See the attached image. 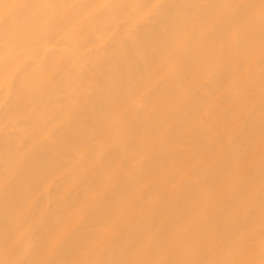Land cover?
Instances as JSON below:
<instances>
[{
	"label": "bare ground",
	"instance_id": "6f19581e",
	"mask_svg": "<svg viewBox=\"0 0 264 264\" xmlns=\"http://www.w3.org/2000/svg\"><path fill=\"white\" fill-rule=\"evenodd\" d=\"M0 264H264V0H0Z\"/></svg>",
	"mask_w": 264,
	"mask_h": 264
}]
</instances>
